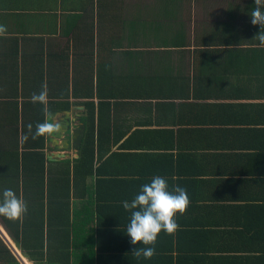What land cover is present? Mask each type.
Returning <instances> with one entry per match:
<instances>
[{"label":"crops","instance_id":"0c3cea01","mask_svg":"<svg viewBox=\"0 0 264 264\" xmlns=\"http://www.w3.org/2000/svg\"><path fill=\"white\" fill-rule=\"evenodd\" d=\"M255 7L0 0V187H20L27 204L21 243L0 225L22 264H264V47L254 39ZM45 84L59 122L84 124L86 103L94 104L101 137L87 153L86 130L78 151L49 136L21 142L28 124L34 133L45 120L44 105L30 102ZM39 168L54 190L38 188ZM154 176L169 190L186 188L190 205L175 217L178 231L159 234L156 254L138 259L133 248L145 246L126 235L131 213L122 202Z\"/></svg>","mask_w":264,"mask_h":264},{"label":"clouds","instance_id":"9594fccd","mask_svg":"<svg viewBox=\"0 0 264 264\" xmlns=\"http://www.w3.org/2000/svg\"><path fill=\"white\" fill-rule=\"evenodd\" d=\"M256 7L251 11V23L259 25L260 34L254 39L259 41V46L264 47V0H255ZM7 34L5 25L0 24V37ZM33 104L44 105L45 120L37 123L33 133V125H27V134H22L20 140L27 142L29 136L33 140L42 136H50L58 133L61 129L56 114L48 110V89L42 85L39 93H33L30 97ZM173 179H178L173 177ZM190 199L186 188L174 185L169 190L168 182L161 176H154L150 183L142 185L138 194L129 201H123V208L131 213L130 223L126 228V235L130 237L133 246L143 244L145 247H134L132 256L135 258L151 259L155 254V244L159 234L163 231L172 235L179 230L175 217L183 215ZM27 212V204L18 197L12 189H5L0 199V216L9 220H18Z\"/></svg>","mask_w":264,"mask_h":264},{"label":"trees","instance_id":"16d2710c","mask_svg":"<svg viewBox=\"0 0 264 264\" xmlns=\"http://www.w3.org/2000/svg\"><path fill=\"white\" fill-rule=\"evenodd\" d=\"M50 90H51V93L53 94V92H55V90H56V87L50 86ZM59 96H60V94H59ZM86 106L88 109V114H87V116H85L83 118L84 125L86 127V136H85V139L83 141L82 148H81L82 153H87L88 152L87 149L91 146V144L95 143V141L97 140V137H101V136H99L101 130H99L98 126L95 125L94 104L93 103H86ZM42 143H44V139H42ZM42 143H41V146L43 147L44 145ZM36 157L38 160L41 161V163H43L42 159L40 158L39 153L36 154ZM46 176H47V174L45 173L44 168H43V170H42V168H39V172L37 173L38 178L36 177L40 183V185H38V188L40 190H43L46 187L47 190L52 191L55 189L54 184L52 182H50L48 179L47 186H46ZM44 185H45V187H44ZM9 188L12 189L16 194H17V192H20L19 191L20 187H14L11 185L6 186V189H9ZM4 190L5 189H2L0 187V199H2V193ZM0 218L3 220L2 221L4 224L3 226L6 228V230L9 231V233L14 237L15 240H18L20 242V240H22V234H21L22 233V226H23V231H24V225H26V223L24 221L22 224V222H21L22 218H20L19 223L17 225H13L11 223V221L6 217L0 216ZM27 225H30V224H27ZM0 264H22L18 260V258L15 256V254L11 250L10 246L1 237V235H0Z\"/></svg>","mask_w":264,"mask_h":264},{"label":"water","instance_id":"95a60500","mask_svg":"<svg viewBox=\"0 0 264 264\" xmlns=\"http://www.w3.org/2000/svg\"><path fill=\"white\" fill-rule=\"evenodd\" d=\"M61 129L58 133H54L50 135V142L53 143L54 140L61 141V145H63L64 150L68 149H75L78 151L82 145V141L85 136L86 127L84 124H77L76 127L72 125V121L67 117L60 120ZM0 234L2 235L3 239L6 241L8 245L14 250V252L18 254L17 250L13 246L12 242L10 241L9 237L6 235L5 231L0 225ZM21 259V257H19ZM22 260V259H21Z\"/></svg>","mask_w":264,"mask_h":264},{"label":"rangeland","instance_id":"374dc122","mask_svg":"<svg viewBox=\"0 0 264 264\" xmlns=\"http://www.w3.org/2000/svg\"><path fill=\"white\" fill-rule=\"evenodd\" d=\"M6 233V232H5ZM1 235V234H0ZM1 237H2V235H1ZM3 238V237H2ZM21 259H22V257H21ZM22 262L24 263V261L22 260Z\"/></svg>","mask_w":264,"mask_h":264}]
</instances>
